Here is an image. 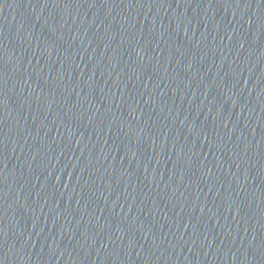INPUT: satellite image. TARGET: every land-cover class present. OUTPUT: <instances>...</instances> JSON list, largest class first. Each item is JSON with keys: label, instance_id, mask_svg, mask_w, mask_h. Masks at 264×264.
<instances>
[{"label": "water", "instance_id": "95a60500", "mask_svg": "<svg viewBox=\"0 0 264 264\" xmlns=\"http://www.w3.org/2000/svg\"><path fill=\"white\" fill-rule=\"evenodd\" d=\"M0 264H264V0H0Z\"/></svg>", "mask_w": 264, "mask_h": 264}]
</instances>
